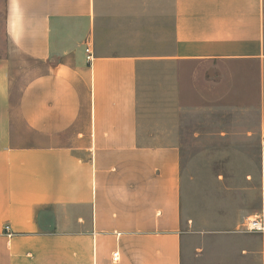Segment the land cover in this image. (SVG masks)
I'll return each instance as SVG.
<instances>
[{"label":"crops","instance_id":"crops-1","mask_svg":"<svg viewBox=\"0 0 264 264\" xmlns=\"http://www.w3.org/2000/svg\"><path fill=\"white\" fill-rule=\"evenodd\" d=\"M104 3L4 0L0 264H264L239 213L191 245L181 147L192 64L209 61L264 153V0H173L163 53L108 47Z\"/></svg>","mask_w":264,"mask_h":264},{"label":"rangeland","instance_id":"rangeland-1","mask_svg":"<svg viewBox=\"0 0 264 264\" xmlns=\"http://www.w3.org/2000/svg\"><path fill=\"white\" fill-rule=\"evenodd\" d=\"M104 5L101 38L108 47L160 53L173 47V0H105ZM3 13L0 0V32ZM229 75L217 62L198 61L188 80L182 190L194 248L206 230L220 226L213 221H231L238 213L240 221L264 215V153L258 137L241 134L250 114L236 104L240 93Z\"/></svg>","mask_w":264,"mask_h":264},{"label":"built area","instance_id":"built-area-1","mask_svg":"<svg viewBox=\"0 0 264 264\" xmlns=\"http://www.w3.org/2000/svg\"><path fill=\"white\" fill-rule=\"evenodd\" d=\"M86 51L88 53V56H87L88 61H92L94 58V55L90 51V48H87ZM246 223L248 224L249 230L251 231H258V232L264 231V215L248 217L246 218ZM114 259H117V253L114 254Z\"/></svg>","mask_w":264,"mask_h":264}]
</instances>
